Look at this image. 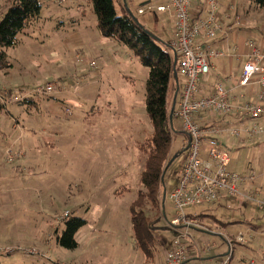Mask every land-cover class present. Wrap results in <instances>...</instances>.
<instances>
[{
	"label": "rangeland",
	"instance_id": "obj_1",
	"mask_svg": "<svg viewBox=\"0 0 264 264\" xmlns=\"http://www.w3.org/2000/svg\"><path fill=\"white\" fill-rule=\"evenodd\" d=\"M125 1L115 0L119 14ZM144 1L129 2L128 9L156 37L169 40L168 12L155 17L147 9L139 14ZM234 1L243 13H256L263 21L264 8L254 0ZM41 2L40 17L7 49L12 66L0 71V92L29 93L35 99V103H7L0 108V250H4L0 264H164L167 247L178 236L184 242H211L215 255L227 253V236L247 233L244 223L252 222V215H262L264 209L242 197L220 199L187 208L212 230L194 227L186 233L169 224L174 216L170 194L188 145L183 120L176 114L171 147L172 154L179 156L165 174L162 207H149L146 212L149 220L156 221L152 255L137 244L132 207L143 188L141 173L152 131L145 104L148 68L125 45L100 35L91 0ZM13 4L14 0H0V20ZM248 32L247 37L260 41V29ZM95 43L99 50L90 49ZM244 61L227 57L212 63L226 74L240 69ZM178 77L182 84L184 77ZM215 81L202 78L201 84L207 87ZM47 82L55 83L53 92H36ZM177 90L173 78L171 107ZM10 143L23 152L12 164L5 158ZM263 148L235 150L230 168L248 170V163L255 165ZM208 150L204 145L203 151ZM65 211L87 220L75 235L79 243L75 249L58 240L65 229ZM252 234L264 248V234L255 230ZM234 250L232 264H240L242 255L260 259L259 254Z\"/></svg>",
	"mask_w": 264,
	"mask_h": 264
},
{
	"label": "built area",
	"instance_id": "obj_2",
	"mask_svg": "<svg viewBox=\"0 0 264 264\" xmlns=\"http://www.w3.org/2000/svg\"><path fill=\"white\" fill-rule=\"evenodd\" d=\"M159 1L139 8L138 12L143 14L147 9L169 12L172 18L170 46L177 54L180 74L184 77L182 84L178 82L174 115L182 118L189 145L177 184L170 194L174 216L169 224L173 228L185 229L186 233L194 227L212 230L204 225L201 216L189 213L187 208L227 197H242L264 208V185L258 183V172L254 168L246 171L230 168L233 148L228 143L232 138L245 143L254 136H264V45L254 38L247 40L251 48L248 60L237 78L234 75L230 77L236 78V83L226 86L219 81L208 92L201 79L208 80L213 59L227 54L225 49L213 43L220 34L226 33L219 17L221 0ZM196 2H199L204 16L194 13ZM229 8L234 10L235 6L230 5ZM236 18L239 24L240 17ZM252 84L258 85L254 94L246 92ZM54 90L55 83L47 82L36 92L51 93ZM28 94L0 92V101L17 103ZM205 113L217 116L219 120L214 124H202L200 121ZM204 145L209 147L208 153L203 151ZM22 153L10 145L5 154L7 163H12ZM64 215L68 216L69 212ZM259 231L264 234V225ZM253 237L250 230L239 232L234 239L227 236L229 251L212 260L207 257L214 248L211 242L199 243L194 239L184 242L178 236L168 245L164 264H232L235 245L246 244ZM255 263L250 259V264Z\"/></svg>",
	"mask_w": 264,
	"mask_h": 264
},
{
	"label": "trees",
	"instance_id": "obj_3",
	"mask_svg": "<svg viewBox=\"0 0 264 264\" xmlns=\"http://www.w3.org/2000/svg\"><path fill=\"white\" fill-rule=\"evenodd\" d=\"M97 15V28L101 36L115 39L131 50L142 65L148 68L145 81V104L152 131L146 142V160L141 173L142 189H139L133 204L132 223L137 244L148 255H152L156 236L155 222L146 214L149 207H162L164 181L162 175L171 160L173 128L170 121L169 90L175 70L179 73V61L175 64V52L170 46V39L162 41L138 19L136 20L124 5L119 14L115 0H91ZM258 7L264 8V0H254ZM41 0H14L0 20V71L12 66L8 59L7 49L16 44L19 33L24 32L40 17ZM139 13V12H138ZM35 103L31 96L17 103ZM6 103L0 101V108ZM10 164V163H9ZM169 169V168H168ZM167 169V170H168ZM167 173V171H166ZM87 223L81 217L66 216L65 229L59 237L62 246L75 249L77 231ZM235 238V236H234ZM232 238V239H234Z\"/></svg>",
	"mask_w": 264,
	"mask_h": 264
},
{
	"label": "crops",
	"instance_id": "obj_4",
	"mask_svg": "<svg viewBox=\"0 0 264 264\" xmlns=\"http://www.w3.org/2000/svg\"><path fill=\"white\" fill-rule=\"evenodd\" d=\"M129 2H134V0H128V1L126 0L125 1V5L129 4ZM154 2L155 3H160L159 0H145L143 6H146L147 4L154 3ZM230 5L235 6L234 10H231L229 8ZM195 6L197 8V9L196 8L194 9V13L196 14V16H204V13L202 12V10L199 7V2H196ZM221 7L222 8H221V11L219 13V17H220V20H221L222 24L225 26L226 33L225 34H220L213 41V43L215 44V46H217L219 48H223V49H225L227 51L226 56L221 57V58L229 57V58H233L234 59V57H236V60L238 62H241L242 59L245 58V61H244L243 65H242V67H243L244 64L247 62L249 54H250V51H251V48L247 45V40L250 39V37H247V35L249 34V32H248L249 29L255 30L256 27L258 29H260L259 35H257V39L260 40L259 42H261L262 45H264V19H263V21H260V17H258V15L256 13L251 14L250 11H246V14H245V12L243 13L241 5H239L237 3V1H234V0H221ZM158 13L159 12H152V14L155 17H157ZM168 14L170 16L169 12H168ZM236 16L240 17V23L239 24L236 23V21H237L236 20L237 19ZM170 19L172 20V18H170ZM242 38H245V41H244L243 45H240L239 42H240V39H242ZM95 48L97 50H99V47H98V45H96V43L93 44L90 49L93 50ZM241 50L243 52H240ZM212 61H214V59ZM242 67L240 69L233 68L230 71V73L224 74L222 71H220L218 69L217 65L213 62L212 72H211V75L209 76L208 80H213V78H216L215 83L219 82V81H222L226 86H229V85H231V84L236 82V78L239 76V74H240V72L242 70ZM232 75H234L236 78H230ZM214 84L210 85V86H207V87L205 86L206 90L208 92L212 91L213 87H214ZM256 88H258V85L257 84H252L250 87L246 88V92H248L250 94H254ZM218 120L219 119L217 118V116H214V115H212L210 113H205L204 114V119H202L200 122L202 124H206V123L214 124V122H216ZM224 139H227V138H224ZM228 143L232 144L233 152L235 150H238L239 148L245 147V146H254V147L255 146H259L260 148H263L264 147V136H260V137L254 136V137H252V139L250 141H247L245 143H241L238 139L232 138V139L229 140ZM9 145L15 146L12 143H10ZM19 150H21V149H19ZM263 155H264V152L262 150L261 151V155L258 157L256 164L254 165L250 161L248 163L249 165L247 167V169L254 168L258 172V183H260L262 185H264V156ZM19 167H20V165H18V168ZM28 167L31 169L33 167V165H29ZM1 171L2 170L0 169V177L2 176ZM222 199H228V197L227 198H222ZM261 207L262 206L256 205V208H261ZM66 211H68V210H66ZM261 218H262V220L259 221ZM257 219H259V220H257ZM254 220H257V221L254 222ZM244 224L248 227L247 229H249L252 233H253V230L258 232L259 228L264 225V212H263L262 215H261L260 212L253 214L252 215V222L248 221V223H244ZM259 224H261V225H259ZM261 243H262V241H260L254 235L253 239L250 240L248 243H246V244H236L237 246L235 245V247L237 249L239 248V249H241V250H243L245 252H250V253H253V254L254 253L259 254L260 255V259L258 261H257L256 257H252V259H254L256 261L255 264H264V248H263ZM225 254L226 253L215 255V254L211 253L207 257L212 259V260H217V259L221 258L222 256H224ZM240 261H241L240 264H250V260L248 258L244 257V255H242V260H240Z\"/></svg>",
	"mask_w": 264,
	"mask_h": 264
},
{
	"label": "water",
	"instance_id": "obj_5",
	"mask_svg": "<svg viewBox=\"0 0 264 264\" xmlns=\"http://www.w3.org/2000/svg\"><path fill=\"white\" fill-rule=\"evenodd\" d=\"M131 13H132V12H131ZM132 14H133V13H132ZM133 16H134V14H133ZM134 18L137 20V18H136L135 16H134ZM177 61H178V57H177V54H175V64L177 63ZM175 76H176V78H178V72H177L176 70H175ZM177 92H178V91H176V93H175L174 100H173V105H172V107H171V109H170V121H171V125H172V123H173V118H174V113H175V107H176V101H177ZM188 147H189V145H187V147H186L183 151L187 150ZM178 156H179V154L174 155V156L171 158V160L169 161V163L167 164V166L165 167L164 172H163V175H162V180H163V181H164V178H165V174H166L167 169L169 168V166L173 163V161H174ZM165 196H166V190L164 189V199H165Z\"/></svg>",
	"mask_w": 264,
	"mask_h": 264
}]
</instances>
